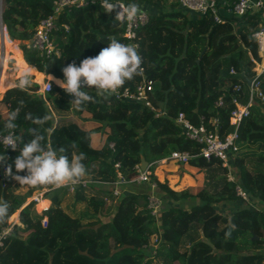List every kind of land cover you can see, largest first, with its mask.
<instances>
[{"label":"trees","instance_id":"obj_1","mask_svg":"<svg viewBox=\"0 0 264 264\" xmlns=\"http://www.w3.org/2000/svg\"><path fill=\"white\" fill-rule=\"evenodd\" d=\"M122 1L135 2L149 14L135 46L123 36L124 25L114 19V12L105 13L94 3L59 12L57 22L67 25V30L60 28L53 35L59 55L41 57L26 41L36 23L52 13V0H2L1 20L8 37L19 41L29 66L54 78H62L61 68L68 63L78 65L95 56L111 39L133 46L141 58L140 71L119 89L133 92L141 81L151 80L149 98L160 114L143 102L89 90L94 99L77 107V112L89 114L83 128L91 122L100 124L95 131L100 135L96 144L100 153L92 154L77 140L58 139L60 129L73 123L71 96L59 85L51 81L45 93H38L39 85L33 81L23 89H6L0 99V134L7 112L19 108L16 132L22 141L31 138L29 129L36 128L43 144L65 148L70 158L83 153L85 175L78 179L88 182L77 184L74 194L69 186L43 191L50 206L42 226L32 201L21 206L34 190L53 185H25L27 189L18 192L19 183L4 174V168L12 164L20 145L15 151L5 148L0 183L6 190L0 201L9 203V211L0 219V230L7 221L13 223L17 209L20 225H13L2 238L0 264H264V104L257 98L237 129L236 150L228 154V165L201 155L188 159L189 165L204 172L202 185L176 191L150 173L153 192L162 200L158 217L146 206L152 182L116 185L119 195L111 194L117 173L123 180L133 178L141 157L151 167L171 152L191 153L202 147L184 136L175 121L178 112L194 125L216 130L221 138L233 132L230 111L235 102H245L249 91L245 81L239 85L241 73L253 77L251 58L259 59L252 33L264 24L262 11L215 22L210 13L184 9L178 0ZM12 42L4 49L5 57L11 52L22 70L20 50ZM8 71L3 67L0 92L10 84ZM258 88L264 94L263 72ZM219 97L222 104L216 106ZM53 112L59 113L56 119ZM25 113L48 119L34 125ZM236 185L246 192V199L236 194ZM222 201L228 207H220ZM111 204L109 217L101 218L99 214ZM32 227L25 236L16 232ZM203 250L205 256L198 260L197 252Z\"/></svg>","mask_w":264,"mask_h":264},{"label":"clouds","instance_id":"obj_2","mask_svg":"<svg viewBox=\"0 0 264 264\" xmlns=\"http://www.w3.org/2000/svg\"><path fill=\"white\" fill-rule=\"evenodd\" d=\"M100 7L105 13L114 12V19L121 23L131 22L142 14L139 5L135 2L121 6L117 0H100ZM140 65V55L133 46L121 43L117 39H111L107 46L95 56L83 58L78 65L70 62L63 66L61 68L62 78H56L55 82L64 92L70 94V101L73 105L82 107L94 99L89 94V90L102 94L114 92L127 80L139 74ZM30 83L28 73L23 72L15 86L23 89ZM19 113V108L10 109L3 122L4 135L0 136V146H2L0 161L6 160L5 148L15 151L17 145H20L12 164L5 166L4 174L12 176L22 185L57 187L85 175V166L82 163L83 153L70 158L66 155L65 148H54L50 144H43V137L36 128L28 130L31 138L23 142L16 132ZM24 118H31L34 125H42L48 119L47 116L31 117L29 113H25ZM21 171L24 172L23 175L19 174ZM8 211L9 203L0 201V219L6 217Z\"/></svg>","mask_w":264,"mask_h":264},{"label":"built area","instance_id":"obj_3","mask_svg":"<svg viewBox=\"0 0 264 264\" xmlns=\"http://www.w3.org/2000/svg\"><path fill=\"white\" fill-rule=\"evenodd\" d=\"M118 3L123 6L126 4L122 0H117ZM99 3L100 0H52V13L46 17L41 18L33 28L31 38L26 41V45L35 49L39 56L41 57H48L51 55L58 56L59 49L55 47L53 43V35L60 29L63 28L67 30V25L58 23L57 22V15L59 12L68 7H83L90 4ZM179 5L191 11H194L199 14L210 13L212 18L215 22H224L230 17H242L246 16L247 14L254 13L255 11H262V16H264V0H178ZM142 14L138 15L134 18L131 22L123 23V36L129 40L131 45L135 46L134 40L136 38L137 32L139 28L145 25L148 22L149 14L146 10L141 9ZM252 36L255 39L257 44V54L259 57L260 63L264 62V24L260 25L256 31L252 33ZM251 60L256 64L258 60L251 58ZM230 72H234L231 68ZM260 76V74H259ZM259 76L254 75L249 86V90H251V95L248 98L247 102L243 104L239 102H235V107L230 111V123L234 125L233 132L225 135V137L221 138L216 130L207 129L206 126L203 124L194 125L189 119L184 115L183 112H178L175 121L182 127V131L184 136L188 139H191L197 143H200L202 147L196 152H171L166 155V159L172 160L176 162V164H183L188 161L191 157L201 155L205 159L217 158L221 160L222 165H228L227 156L232 151L236 150V145L234 144V140L237 135V129L241 124L242 120L249 115L250 112V105L253 103V99H259L260 103L264 104V94L258 88ZM258 78V80H257ZM244 83L243 79H240L239 85ZM236 86V89L239 87ZM40 92L45 93L51 89V80L43 79L41 81ZM152 89V81H141L135 87V91L129 92L127 89L120 90L117 89L114 92H111L116 98H124L130 99L135 101L143 102L147 107L152 110H155V115L160 114L159 110H156L149 98V92ZM247 95V94H246ZM246 101V99H245ZM216 106H220L222 104V98L219 97L217 102L215 103ZM215 120H212L211 123L214 124ZM4 135L0 134V136ZM10 149V148H6ZM114 167L117 168L118 164L115 163ZM151 173V171H150ZM148 170H143L137 167V175L131 178V181H145L148 180L150 175ZM119 175L118 179H121V175L118 172L117 176ZM231 176H228L230 179ZM232 179V178H231ZM124 181V180H123ZM88 182L87 180H75L73 182H69L62 186H69V189L72 194L75 193V186L77 184H84ZM120 182V181H119ZM122 183V182H121ZM151 188L154 187V183L150 184ZM54 187V186H53ZM51 187V188H53ZM237 195L246 199L247 195L246 192L239 186L236 185ZM236 191V190H235ZM152 192V191H151ZM147 196V208L149 209L150 213L154 217L159 216V211L161 208L162 200L157 195L151 193ZM109 194L108 192H106ZM111 194L119 195V190L114 185V188L111 190ZM33 202V208L37 214L40 215V223L41 225L46 224V215L45 211L50 206V200L44 197L42 192H38L30 197V200ZM9 228V227H8ZM8 228H3L0 230V243L2 238L10 231Z\"/></svg>","mask_w":264,"mask_h":264},{"label":"rangeland","instance_id":"obj_4","mask_svg":"<svg viewBox=\"0 0 264 264\" xmlns=\"http://www.w3.org/2000/svg\"><path fill=\"white\" fill-rule=\"evenodd\" d=\"M1 7H2V0H0V9H1ZM2 28H3L4 36L8 40H14L16 42V46L19 48V41L15 40V39H10L8 37V34L6 33V30H5L3 25H2ZM237 29H238V24L237 25L234 24V31L237 32L238 31ZM0 39H1V25H0ZM0 55H1V45H0ZM10 55L12 56L13 54L10 52L7 57H4L3 61H4V65L9 67L10 70H11L10 71L11 72V78H10L11 82L9 81L10 84L3 91H5L6 89H8V88H10L12 86H15L16 81L20 77V75L19 76L17 75L16 71H17V69H21V68L19 66L15 65V60ZM260 62L261 61L258 59L257 63L256 64L254 63L253 70H254L256 76H259V74L261 75L262 72L264 73V69L263 70H258L259 67L257 65H263L264 64V63L259 64ZM22 72H27L31 81L39 82V84H41L42 76L35 75V76L32 77V75L29 74V71H27L26 69L22 70ZM2 73H3V71L0 74L1 76H2ZM32 78L34 80H32ZM47 80H50V79H47ZM257 80H258V78H257ZM54 83H56V82H54ZM250 91L251 90H249L247 95H246V101L245 102L248 101V98L251 95L252 91L251 92ZM38 93H40V86H39V89H38ZM71 107H72L71 117L73 118V123H71L69 126H65V127H62L60 129L59 134H58V139L62 140V141H65V142L66 141L70 142V141L77 140L79 142L80 146L86 152L92 153V154H99L100 152H99L98 148L96 147V144H97V142L99 140V136L100 135H99V133H95V131H97L96 129H98V131L101 129V127H99L100 124L91 122L93 124H87L83 128L84 123H86L85 120H86V118L89 117V114L87 112H85V111L80 112V113L77 112V107L75 105H73V104H72ZM72 146H73V143H72ZM198 154H200V153H197L196 155H198ZM166 157L167 156H164V157H162L160 159L154 160V162L152 163L153 165H151V167H149V169H148V173H150V171H151L153 173V175H154L155 171H157L155 177L159 178L160 180H166L168 185H169V187L173 188L176 191H180L182 188L185 189L186 187H194V186L199 185V183L197 182V179L200 177L199 172H200L201 169L200 170H197V169L193 170L195 173H197L196 175H193L192 174L193 171L188 170V169L186 170V167H187L186 165L188 164V162L183 163V164H176V162H174L172 160H168V159H166ZM164 165H167V166H164ZM201 172H202V170H201ZM184 173H186L187 176H189V178L185 177L186 174H184ZM151 175L152 174L149 175L148 180H145L146 182H148V183L152 182ZM228 176H230V175H228ZM118 177H119V175H118ZM231 178H232V175H231L230 179ZM130 181H131V179L123 181V180L117 178L114 182H111V185H115V186L116 185H126V184H130ZM121 182H123V183H121ZM13 183H14V181H13ZM15 183H18V182L16 181ZM11 184L12 183L7 182V186L11 185ZM19 185H20V187L17 190L18 192H24L27 189L25 185H22V184H19ZM5 187H6L5 185H2L0 183V193H5V190H6ZM55 187L56 186H54V188ZM48 188H51V187H43L42 189L34 190L31 193V195L26 198V200H25V202L23 204H27L29 202V200H30V197L32 195L37 194L38 192H42L43 193V191H45ZM235 190L238 193L236 186H235ZM151 193L154 194L153 191ZM222 205L223 204L221 203L219 206L222 207ZM250 206H252V205H250ZM252 207H254V206H252ZM112 208H113L112 204L110 206L106 207L99 214L100 217L101 218H106V217L108 218L110 213H111ZM18 211H19V209H17L15 211L16 218L14 219V221L15 220L16 221L13 222V223L7 221L5 230L8 227H9L8 229L11 230L12 226L15 225V224L16 225H20V222H19V220L17 218ZM33 229H34V227H32L31 229H28V230L18 229L16 232H17V234H19L21 236H25L28 232H30ZM151 241L152 242L155 241V236L154 235L151 236ZM204 256H205L204 250L197 252L196 257H197L198 260H202L204 258Z\"/></svg>","mask_w":264,"mask_h":264},{"label":"crops","instance_id":"obj_5","mask_svg":"<svg viewBox=\"0 0 264 264\" xmlns=\"http://www.w3.org/2000/svg\"><path fill=\"white\" fill-rule=\"evenodd\" d=\"M140 7V6H139ZM140 9H142L141 7H140ZM2 25L3 24H1V39H0V45H1V55H0V74H1V72L3 71V67L4 68H8V75L11 77V72H10V68L9 67H7L6 65H4V61H3V59H4V57H5V52H4V49L6 48V46L9 44V42H11V40H8L5 36H4V34H3V28H2ZM12 43H14V42H12ZM15 44V43H14ZM16 45V44H15ZM17 47V46H16ZM18 48V47H17ZM19 50H20V48H18ZM9 53L10 52H8L7 54L9 55ZM20 56H21V60L23 61V63H24V69H22V70H27V71H29V74H31L32 75V77L33 76H35V75H37V76H42V79H41V81L43 80V79H50V80H52L53 82H55L54 81V79H56V78H54L51 74H45V73H43V72H39V71H37L35 68H33V67H31V66H29L26 62H25V60L23 59V55H22V51L20 50ZM7 55V56H8ZM11 56V55H10ZM13 56V55H12ZM11 56V57H12ZM22 70H20V69H17V75L19 76L21 73H23L22 72ZM32 80H34L33 78H32ZM38 85H39V82H36ZM3 93H4V91H1L0 92V99H1V97H2V95H3ZM53 115H54V119H56L57 118V116H59V113H57V112H53ZM85 119V118H84ZM164 166H167V165H164ZM187 167H186V170L188 169V170H191V171H193V170H200V168L198 169L197 167H195V166H191V165H189V164H187L186 165ZM156 172L157 171H155V173H154V175H156ZM197 172V171H196ZM184 174H186V173H184ZM183 174V175H184ZM193 175H196L197 173H195L194 171H193V173H192ZM199 174H200V177L197 179V182L199 183V185H197V186H200V185H202L203 184V181H204V172L202 171L201 172V170H200V172H199ZM185 177H187V178H189V176H187V174L185 175ZM157 178V177H156ZM159 181H163V180H160L159 178H157ZM193 179V178H192ZM57 187V186H56ZM195 187V186H194ZM27 188V187H26ZM54 188V187H53ZM187 188V187H186ZM153 189H154V187L153 188H151V186H150V191H153ZM173 189V188H172ZM182 189H184V188H182ZM181 189V190H182ZM222 202H224V203H222L223 205H222V207H228V205H227V202H225V201H222ZM25 204H23L21 207H23ZM231 207V206H230ZM226 211V210H225ZM111 212H112V210H111ZM17 218H18V215H17Z\"/></svg>","mask_w":264,"mask_h":264},{"label":"water","instance_id":"obj_6","mask_svg":"<svg viewBox=\"0 0 264 264\" xmlns=\"http://www.w3.org/2000/svg\"><path fill=\"white\" fill-rule=\"evenodd\" d=\"M0 24H2V20H1V9H0ZM241 77L242 79L246 82L247 85L250 84L251 80L253 77H246L243 73H241ZM172 88V86L170 87ZM147 162L145 161V159L143 157L140 158V163H139V168L143 169L144 166H146ZM250 208L252 209V206H250ZM19 212V211H18ZM254 238V236H253Z\"/></svg>","mask_w":264,"mask_h":264},{"label":"bare ground","instance_id":"obj_7","mask_svg":"<svg viewBox=\"0 0 264 264\" xmlns=\"http://www.w3.org/2000/svg\"><path fill=\"white\" fill-rule=\"evenodd\" d=\"M0 25H1V24H0ZM263 63H264V62H263ZM259 64H262V63H259ZM263 65H264V64H263ZM263 65H257V66L260 68V69L258 68V70H263V69H264V66H263ZM0 76H1V75H0ZM10 78H11V77L8 78V81L11 82ZM149 166H150V164L147 163L146 166H144L143 170H146V169L148 170V169H149ZM15 221H16V220H15ZM15 221H13V222H15Z\"/></svg>","mask_w":264,"mask_h":264}]
</instances>
